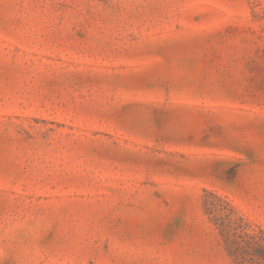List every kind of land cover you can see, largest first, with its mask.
I'll use <instances>...</instances> for the list:
<instances>
[{
  "label": "rangeland",
  "instance_id": "374dc122",
  "mask_svg": "<svg viewBox=\"0 0 264 264\" xmlns=\"http://www.w3.org/2000/svg\"><path fill=\"white\" fill-rule=\"evenodd\" d=\"M230 220L264 229V0H0V264H236Z\"/></svg>",
  "mask_w": 264,
  "mask_h": 264
},
{
  "label": "trees",
  "instance_id": "16d2710c",
  "mask_svg": "<svg viewBox=\"0 0 264 264\" xmlns=\"http://www.w3.org/2000/svg\"><path fill=\"white\" fill-rule=\"evenodd\" d=\"M219 226L236 264H264V229H260L259 233H250L241 220L220 222Z\"/></svg>",
  "mask_w": 264,
  "mask_h": 264
}]
</instances>
